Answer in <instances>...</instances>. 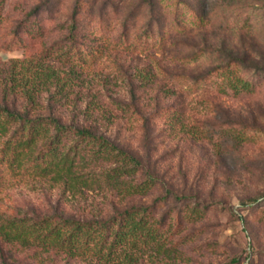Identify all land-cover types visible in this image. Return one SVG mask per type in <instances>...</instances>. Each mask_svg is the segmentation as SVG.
I'll return each mask as SVG.
<instances>
[{
	"label": "rangeland",
	"instance_id": "1",
	"mask_svg": "<svg viewBox=\"0 0 264 264\" xmlns=\"http://www.w3.org/2000/svg\"><path fill=\"white\" fill-rule=\"evenodd\" d=\"M79 2L74 13L76 0H0V106L88 128L141 160L131 180L155 181L120 196L102 184L71 192L3 171L0 220H100L152 206L169 251L146 249L136 264H264V0ZM73 13L76 46L111 44L72 73L41 53L67 44ZM36 58L61 79L30 101L12 76ZM0 264L98 263L0 238Z\"/></svg>",
	"mask_w": 264,
	"mask_h": 264
},
{
	"label": "trees",
	"instance_id": "2",
	"mask_svg": "<svg viewBox=\"0 0 264 264\" xmlns=\"http://www.w3.org/2000/svg\"><path fill=\"white\" fill-rule=\"evenodd\" d=\"M79 1L76 0L74 13L76 7L80 8ZM144 3L150 9L154 7V0H144ZM74 13L68 28L67 44L55 49L46 47L41 53V57L54 53L67 61L72 73L73 67L82 68L88 56L107 48L109 43L102 42L90 50H84L82 45L76 46L80 36ZM158 36L162 39L165 35L162 31ZM119 44L127 45L123 40ZM70 72L61 87L71 79ZM16 74L18 77L12 76L13 80L17 79L13 85L18 86L30 101L49 84H56L61 79L54 68L38 58L23 60L16 68ZM243 87L247 88L246 85ZM98 160L117 164L90 176L81 172V167ZM140 166L138 157L88 128L64 124L53 114L30 115L27 111L0 106V174L5 171L15 176L29 172L54 184H62L71 192L102 184L117 195L128 196L146 193L155 181L151 176L140 182L131 180ZM151 208L133 206L100 220L75 219L61 214L7 218L0 220V238L21 246L93 259L98 264H136L146 249L160 253L169 251Z\"/></svg>",
	"mask_w": 264,
	"mask_h": 264
}]
</instances>
